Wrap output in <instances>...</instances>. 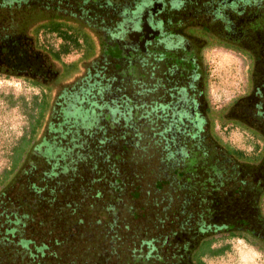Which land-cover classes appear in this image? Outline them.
Returning <instances> with one entry per match:
<instances>
[{
  "label": "trees",
  "instance_id": "16d2710c",
  "mask_svg": "<svg viewBox=\"0 0 264 264\" xmlns=\"http://www.w3.org/2000/svg\"><path fill=\"white\" fill-rule=\"evenodd\" d=\"M60 38L64 44L58 56L69 54L73 48L81 50L86 44L79 39L72 42L69 37ZM63 48L66 52L60 51ZM77 66L75 63L69 68L76 71ZM262 67L264 74V63ZM0 75L22 78L15 73ZM23 76L31 80L33 86L40 87L36 76ZM57 78L55 76L54 80ZM140 108L142 106L127 97L124 111L115 107L104 115L107 125L99 129L103 135L97 137V134L94 138L96 133L92 131L89 136L94 138L93 142H109L106 149H96L93 142L89 148L82 147L84 142L76 146L77 141L71 139L75 142L73 147L54 148V151L50 149L52 152L34 156L45 158L46 168L42 167L43 162L38 168L33 164L38 181L22 188L27 196L23 194L22 198L10 201L12 208L28 204L31 209L26 215L25 227L17 228L20 216L14 220L7 217L10 215L7 209L1 210L4 219H0V264H206L204 257L217 252L213 249L215 238L224 234L248 242L257 241L264 247L261 230L264 228V165L205 163L204 153L196 155L181 146L174 130L164 128L159 135L151 133L148 123L153 122L157 108L146 114H142ZM160 109L166 108L160 105ZM188 109L179 113L170 125L181 128L185 122L192 123L193 114L191 108ZM35 110L30 130L17 146L15 156L24 148L30 154L34 152L36 131L45 114L52 110L48 94L43 92L41 99L35 101ZM89 110L79 108L77 112L80 116L81 112L88 114ZM95 113L93 110L92 114ZM94 115L91 116L94 122L88 120L86 127L97 126L98 119ZM247 116L253 117L254 113L248 110ZM202 120L196 125L198 129L207 122ZM238 121L241 123L238 118L227 117L226 122ZM60 128L57 130L61 131ZM189 129L186 124L182 130H177L179 134L191 133ZM256 131L264 134V128ZM166 133L172 137L168 138ZM104 134L112 135L107 138ZM26 160L27 157L22 166L29 165L30 161L26 164ZM189 165L192 168L189 171L195 173L187 174L184 177L187 179L178 182L177 177H182ZM155 186L160 189L156 193L158 198L148 201L146 214L140 206L143 196H139ZM161 194L169 197L160 199ZM236 200L246 209L229 222L218 224L222 205L235 206ZM58 212L60 228L56 224L50 229L48 221L51 218L57 221ZM44 217L48 220L47 228L41 224ZM67 217L74 221L69 228L62 225L68 221ZM14 242L21 245L20 248Z\"/></svg>",
  "mask_w": 264,
  "mask_h": 264
},
{
  "label": "rangeland",
  "instance_id": "374dc122",
  "mask_svg": "<svg viewBox=\"0 0 264 264\" xmlns=\"http://www.w3.org/2000/svg\"><path fill=\"white\" fill-rule=\"evenodd\" d=\"M255 1L263 3L259 8L260 12L264 13V0ZM0 15V18H6V10L0 8ZM34 20L35 17L30 19V24ZM59 20L62 28L48 20L43 25L44 38L37 28L34 32L38 39L37 46L30 42L29 59L34 62V66L38 65L37 61L44 66V73L39 75L50 81L48 87L33 86L34 83L25 78L0 75V217L3 215L1 210L5 212L7 209L10 214L7 217L11 216L16 220L20 216L21 218L17 219V228L19 230L24 228L26 215L32 212L31 209L26 206L28 204L12 208L10 201L18 197L22 198L23 194H27L22 188H28V185L31 186L38 181L37 170L33 168V164H36V168L41 167L45 158L34 156L52 152L50 149L54 151V148L73 147L75 142H71V139L77 141L76 146L84 142L82 147L89 148L97 134V137L103 135L102 130L99 129L101 125L105 127L107 125L103 119L104 115L108 114L110 108L118 107L124 111L127 97L139 107L142 106L140 108L142 114L157 108L156 117L152 116L153 122L148 123L151 133L159 135L164 128L174 130L175 138H179L176 141L181 146L196 155L204 153V162L207 161L209 164L215 162L214 165L230 163L264 165V134L256 131L264 128V74L262 73L264 17L248 28L246 36L236 44L223 41L220 36L212 39L208 37L210 25L205 24L202 27L203 32L197 37L189 33L187 25H174L171 28L172 32L183 33L188 38L185 57L171 51L165 53L163 50L164 52L160 51L156 56L144 58L137 70L135 67L126 69L128 57L120 50L116 53L108 39L102 51L105 55L102 56L111 57L117 62L106 60L107 62L103 63L102 60L99 61L101 59L99 55L93 57L95 53L92 52L93 46L90 41L88 43L90 51L86 55L84 54L86 48L83 46L81 50L77 51L73 48L69 54L58 56L57 53L64 40L56 34L61 31L62 36L69 35L70 41L74 42L78 39V33L83 30L80 26L67 27L66 24L69 22L67 19L60 18L57 22ZM4 23L7 24L6 21ZM256 31H259L257 35ZM196 38L201 42L199 47ZM99 44L100 42L96 40L97 49L100 48ZM35 47H39L44 53H38ZM65 50L63 48L60 51L66 52ZM75 63L78 64L76 71L69 68ZM54 76L58 78L54 80ZM261 79L263 81H260ZM43 92L48 94L52 110L45 114L42 125L36 131L34 152L30 154L26 152L27 148H24L18 156H15L17 146L30 130L36 113L35 101L41 99ZM241 97L245 98L240 100ZM182 99L188 100L187 104H192L195 108V112H192L194 118L191 119L192 123L185 122V125H189L191 133L188 131L178 133L177 129L182 130L185 125H181V128H177L176 124L170 125L174 118L179 117L178 113L182 109L188 108L180 102ZM160 105H164L166 109H160ZM79 108L90 110L88 114L81 112L79 116L77 112ZM93 110L96 115L92 114ZM248 110L254 113L253 117L247 116ZM221 112H223L222 117ZM92 115L98 119L97 126L86 127L88 120L94 122ZM227 117L238 118L241 123L238 121L235 124H228ZM201 118H203L202 122H207L198 129L196 125ZM121 121L123 123V120ZM59 127L61 131L57 130ZM92 131L96 133L94 138L89 136ZM84 132L88 134L85 135ZM111 135L104 134L107 138ZM166 136L172 137L170 133H166ZM93 143L97 146L96 149H106L109 145V142L108 144ZM51 146L53 147L50 148ZM232 150L244 157L235 155ZM26 157V164L29 163L28 161L31 164L26 166L24 163L22 166ZM190 165L186 167L182 177H177L178 182L187 179L184 178L187 174L195 173L189 171L192 169ZM42 167L46 168L44 162ZM22 171L24 174L20 173ZM158 190L160 189H157V186L149 187L145 189V195L140 194L139 197L143 196L140 206L146 214L148 201L158 198L156 195ZM167 197H169L167 194L160 195V199ZM238 203L236 200L235 206L222 205V211L217 216L218 224L229 222L246 209L243 204ZM56 217L57 221L51 218L50 222L45 217L42 218V226L47 228L46 221H48L50 229L56 224L59 229L61 214L58 212ZM67 218L68 221H64L62 225L69 228L74 221H71L70 217ZM249 221L253 223L251 219ZM261 230L264 233V228ZM20 242L22 245L23 241H17ZM17 243L14 242V245L20 248L21 245ZM213 249L217 252L204 257L206 264H264V247L257 241L248 242L238 237L218 235ZM12 257L13 255L9 256V260Z\"/></svg>",
  "mask_w": 264,
  "mask_h": 264
},
{
  "label": "flooded vegetation",
  "instance_id": "af4514ba",
  "mask_svg": "<svg viewBox=\"0 0 264 264\" xmlns=\"http://www.w3.org/2000/svg\"><path fill=\"white\" fill-rule=\"evenodd\" d=\"M262 4L255 0H2L0 8L6 10L7 17L0 18V73H15L22 79L23 75L36 76L40 87L49 86L50 81L39 75L44 73V66L39 61L34 66L29 59L30 42L37 46L34 32L38 28L44 38L43 25L48 20L61 28V20L57 22L60 18L69 20L67 27L80 26L83 30L77 36L86 43L84 54L90 51V41L93 57L99 55L103 63L106 60L117 62L102 56L106 40H110L116 53L120 50L128 57L126 69L135 67L137 70L144 58L156 56L163 50L185 57L188 38L183 33L172 32L174 25H187L189 33L196 37L201 35L205 24L210 25L207 35L211 39L220 36L230 44L238 43L246 36L248 28L263 19L264 13L259 8ZM33 17L35 20L30 24ZM60 32L59 38L69 37ZM96 40L100 42L99 49ZM196 41L199 47L201 42L197 38ZM35 49L44 53L39 47ZM187 101L180 102L195 112L194 105H188ZM188 108L179 113L189 111Z\"/></svg>",
  "mask_w": 264,
  "mask_h": 264
}]
</instances>
